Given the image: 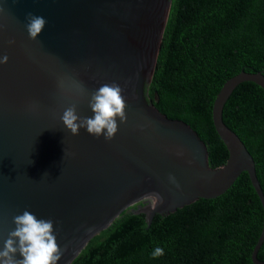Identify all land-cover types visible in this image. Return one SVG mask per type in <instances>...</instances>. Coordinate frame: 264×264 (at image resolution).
I'll return each mask as SVG.
<instances>
[{
    "label": "water",
    "instance_id": "1",
    "mask_svg": "<svg viewBox=\"0 0 264 264\" xmlns=\"http://www.w3.org/2000/svg\"><path fill=\"white\" fill-rule=\"evenodd\" d=\"M170 0H0V264H69L138 212L148 224L198 197L221 194L254 162L221 119L233 87L211 104L225 161L184 121L147 99ZM156 99V97H154Z\"/></svg>",
    "mask_w": 264,
    "mask_h": 264
},
{
    "label": "trees",
    "instance_id": "2",
    "mask_svg": "<svg viewBox=\"0 0 264 264\" xmlns=\"http://www.w3.org/2000/svg\"><path fill=\"white\" fill-rule=\"evenodd\" d=\"M240 70L264 74V0H170L147 99L197 133L210 167L227 154L211 104L222 82ZM221 119L251 155L264 196V89L250 80L237 83ZM261 221L260 201L241 171L221 194L155 213L148 224L138 212L69 264H254L250 251ZM256 258L264 260V239Z\"/></svg>",
    "mask_w": 264,
    "mask_h": 264
}]
</instances>
